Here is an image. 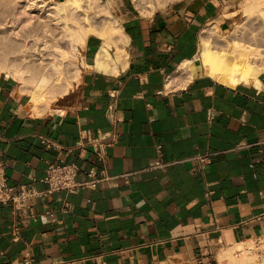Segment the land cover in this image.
Returning a JSON list of instances; mask_svg holds the SVG:
<instances>
[{
  "label": "crops",
  "instance_id": "crops-1",
  "mask_svg": "<svg viewBox=\"0 0 264 264\" xmlns=\"http://www.w3.org/2000/svg\"><path fill=\"white\" fill-rule=\"evenodd\" d=\"M240 3L179 0L142 16L122 1L121 54L87 36L64 110L31 114L26 88L0 74L8 185L44 191L57 159L80 169L75 181L98 180L0 205V264H210L217 251L264 236V81L231 82L228 63L200 59L203 30H229ZM111 130L115 145L98 155L89 142Z\"/></svg>",
  "mask_w": 264,
  "mask_h": 264
},
{
  "label": "rangeland",
  "instance_id": "rangeland-1",
  "mask_svg": "<svg viewBox=\"0 0 264 264\" xmlns=\"http://www.w3.org/2000/svg\"><path fill=\"white\" fill-rule=\"evenodd\" d=\"M34 1L49 2L50 0ZM122 1H129L138 14L141 11L144 13L150 11L148 4L140 0H109L108 4L105 3V0H78V5L76 3L75 8L69 9L67 13L55 15V9H48L51 7L48 4L46 7L48 10L44 11L41 15H37L31 13L29 8L25 9V5H29L30 2L25 3V0H0V65H7L10 68L19 69L24 72L23 77L27 82L21 85L26 88L27 93L33 90L29 81L33 79L42 80L39 83L40 89L44 92L49 89L56 91V100L50 103L47 108L64 110L69 105V101H72L73 92L78 86V83L73 79V74L79 70L81 78L85 64L80 47H78L79 55L69 53L71 46L69 39L66 38L67 35L63 32L62 26L64 23L62 22L63 20L61 21V18L65 17V15L68 16L65 17L66 19L69 18L68 20L65 19V23L67 24L66 28L68 27L70 32L82 30L83 32H87V36L91 34L101 36L108 28L117 24L120 25V7ZM151 1L152 7H155L156 1L159 3V5H156V9L154 8L155 10H153V13H155L156 11L166 9L179 0ZM248 1L250 2V0H241L239 4L240 16L237 23L227 31L218 32L220 36L229 35L232 46L235 43L236 46H243L250 27H254L253 29L256 32L258 31L257 28H259L260 21L247 19L251 11L248 5L250 3L252 5L253 0L250 3ZM248 10H250L249 13ZM150 15L145 14L144 16ZM34 38L38 40L37 43H40L39 45L37 44V53L33 52ZM217 38L219 39V37ZM218 39H213V49L222 53L225 50V46ZM56 48L69 53L66 60L58 57L57 52H55ZM239 54V58L243 59L242 53ZM49 74H52V76L50 77ZM67 82H70L73 88L71 87L66 94H61L60 92ZM248 242L253 243V240ZM253 245L254 250L250 251L251 255H256L255 262L257 264H263L264 244L253 243ZM225 249L217 251L214 262H210V264H220L217 256ZM234 255L237 257L241 256L239 252L234 253ZM163 264H196V261L174 257Z\"/></svg>",
  "mask_w": 264,
  "mask_h": 264
},
{
  "label": "bare ground",
  "instance_id": "bare-ground-1",
  "mask_svg": "<svg viewBox=\"0 0 264 264\" xmlns=\"http://www.w3.org/2000/svg\"><path fill=\"white\" fill-rule=\"evenodd\" d=\"M77 1L78 0H62V1L50 0L49 2H44V1L36 2L34 0H28V1L25 0V3L30 2L29 5L31 6L30 7L29 5H25V9L29 8L31 13L41 15L44 11L53 8L55 9V12H56L55 15L64 14V13H67L69 9L75 8L74 6H76ZM140 1L147 3L148 8L150 9L148 13H144L141 11L140 14L143 16L145 14H148V15L152 14L153 10L156 9V5H159L157 1H156V5H154L155 7H152L153 4L151 5L152 3L151 0H140ZM251 1L252 0H250V2ZM105 3L108 4L109 0H105ZM48 4L51 5V7L46 9ZM248 6H250L251 11L248 10V13L249 11L250 13H249V16H247L248 17L247 19L251 21L253 19L260 21L259 23L260 25L257 23L259 25V28H257L258 31L256 32L255 29H253L254 27L253 28L250 27L249 33L246 32L248 33V36L246 37V40L244 41L243 46H236L235 45L236 43L232 46L229 35L218 36L219 37L218 41H221L223 45L225 46V50L222 53H218L219 51L215 52L212 50V44H211L213 38H215L214 36L218 35L217 28L216 26L206 27L203 30V33L201 34H204V35L207 34L209 36L207 40L202 39L201 45L199 44L200 45V59H202L203 61L213 62V63H222V62L229 63L231 82H234V83L243 82L249 85L252 84L254 86H258V85L260 86V77L264 81V0H253L252 5L250 3ZM61 17L63 16L61 15ZM65 17H68V16L65 15ZM65 17H63L64 19L61 18V21L63 20L62 22L64 23L63 24L64 27L62 26V28L64 29L63 32L67 35L66 38L69 39V42H70L69 44L71 46V49H70L71 51L69 53H72L73 55H79L78 47L80 48L83 47L84 41L87 37V32H83L82 30L70 32L68 27L66 28L67 24L65 23V19H66ZM68 19L69 18H67L66 20ZM69 21L72 22L71 20ZM101 37L104 39V44H103L104 48H110V46L114 44V46L116 45L115 48L118 51V48H119L118 46L124 45L125 36L122 33L119 24L108 28L105 32H103V34H101ZM201 37L203 36L201 35ZM37 42L38 40L34 38L33 52H36V53L38 52L37 44L38 45L40 44ZM55 52H57L58 57L62 60H66V57L69 54L68 52L60 50L59 48H56ZM239 53H242L243 59L239 58V55H240ZM117 54H121V51H118ZM38 72L40 73V71ZM0 74L5 75L6 77H12L20 84H24L25 82H27L23 77L24 72H22L19 69L10 68L7 65L5 66L0 65ZM49 76L51 77L52 74H49ZM79 78H80V73H79V70H77L73 74V79L76 81V83H80ZM41 81L42 80L40 79H36V80L33 79L29 81L33 89L32 92L29 93L30 101H31L30 112L33 115L41 114L42 110H44L42 109L43 106L44 108H46L49 106L50 103L56 100L55 90L49 89L44 92L42 89H40L39 83ZM71 87L72 86L70 82H67L65 87L62 89L60 93L66 94L67 91ZM251 250H254L253 243L251 242L249 243L248 241H243V242L233 244L229 248L223 250V252L218 254L217 258L220 264H257L255 262L256 255H251V252H250ZM237 252H239L241 256L239 257L235 256L234 253H237ZM262 260L264 264V256L262 257Z\"/></svg>",
  "mask_w": 264,
  "mask_h": 264
},
{
  "label": "built area",
  "instance_id": "built-area-1",
  "mask_svg": "<svg viewBox=\"0 0 264 264\" xmlns=\"http://www.w3.org/2000/svg\"><path fill=\"white\" fill-rule=\"evenodd\" d=\"M105 116L109 123L113 126L116 123V101H114V95L110 96ZM116 143V135L113 130L108 132H99L97 136L92 139L89 144L92 150L98 155H102L106 148L114 146ZM199 163L205 165L208 163L207 157H199ZM158 162L151 163L150 167H157ZM80 169L74 164H67L61 159H57L55 162L49 163L46 167L45 176L43 182L46 185V189L42 192L29 190L27 191L23 187L13 188L7 183L5 174V164L2 161L0 153V205H7L15 201V199H25L33 196H49L54 193H71L80 188H92L98 180H93L89 183L75 181L76 174ZM14 236H18L17 231H14ZM254 244H264V236L258 237L253 240Z\"/></svg>",
  "mask_w": 264,
  "mask_h": 264
}]
</instances>
